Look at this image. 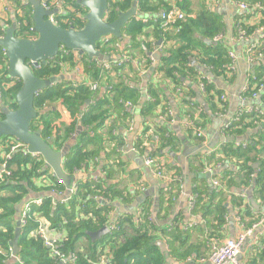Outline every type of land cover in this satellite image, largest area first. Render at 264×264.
Masks as SVG:
<instances>
[{"label":"trees","instance_id":"1","mask_svg":"<svg viewBox=\"0 0 264 264\" xmlns=\"http://www.w3.org/2000/svg\"><path fill=\"white\" fill-rule=\"evenodd\" d=\"M11 1L15 6L14 20L17 25L15 37L36 38L32 31L30 5L18 0ZM60 1L63 12L55 17L58 22L56 25L64 29L70 27L75 30L82 29L85 21L78 14L84 15L85 10L76 3V0ZM133 1L107 0L106 22H113L119 13L131 7ZM242 1L250 7L254 4L264 7V0ZM185 4L182 0L176 7L185 13ZM161 6L163 9L170 8L165 0H137L138 16L154 14ZM261 14L263 18L259 25H264V14ZM251 16V13H245L236 20L244 25ZM154 24L151 42L162 40L160 59L155 67L150 65V58L142 51L143 46L150 48V43H146L148 36L144 34L145 24L142 19L133 18L122 30V37L132 39L130 45L124 47L125 53L132 60L139 61L150 73L147 88L149 98L143 102L140 109L143 128L133 145L141 152L152 144L154 147L150 157L161 160L164 157L163 150L169 149L175 154L183 143L201 144L203 139L197 138L193 127L187 125L183 127V139H177L169 131L166 119L168 121L171 118L167 115L166 96L156 84L163 83L168 90L171 89V94L178 99L180 105H184L181 119L186 121L185 124L192 121L193 126H201L205 135L208 123L222 113L225 114L228 107L227 101L220 100L223 91L212 81L222 78L224 82L226 80L232 82L235 80V71L228 67L231 64L227 54L230 47L222 40L218 42L214 40L218 35H224L225 26L219 16L208 7L203 8L196 18L188 17L178 23L175 27L179 29L178 32L163 31L160 21ZM234 26L235 23L231 33L235 36ZM244 26L248 33H253L257 27V25ZM198 34L208 41L206 43L201 41ZM137 37H141L139 42ZM118 41L120 40L108 38L107 43L97 44V50L108 56L112 49L119 52L115 47ZM131 48L139 51L143 59H135ZM258 50L264 54V39ZM192 61L195 62L194 65ZM83 66L88 80L76 81V87L72 86L73 81H61L40 92L34 99L37 118L32 122L30 130H39L42 139L47 141L52 149L61 151L80 127L76 143L63 161V171L72 177L75 170L97 168L99 160L103 159L101 173L104 176L76 182L74 191L66 202H55L46 195L41 198L42 204L30 211L26 225L21 228L18 240V246L21 248L18 264H59L52 256V250L45 245L39 235L41 229L47 238L48 234L59 235L54 246L65 257L75 255L76 261L72 264H163V256L156 246L158 236L167 246L172 258L178 261L191 258L195 256L197 248L203 246L206 257L198 255L201 259L209 256L214 244L221 243L219 242L221 230L230 210L235 214L234 216L240 217L245 229L257 221L258 214L251 203L241 199L238 193L248 191L250 194L248 200L256 203L260 201L261 204L264 202V114L260 116L255 113L240 112L238 108L227 122L230 126L224 128L223 125L220 134L224 133L226 138L237 140L247 131L259 129L252 140H248L245 147L242 144L237 146L235 141L225 142L211 154L203 153L189 160L190 196L194 197V208L190 211L187 208V211L192 217L200 216L202 223L185 225L181 216L177 215L167 223L159 224L169 220L174 201L183 190V172L181 166L174 160L173 163L165 165L172 181L167 184L160 183L161 188L156 203L153 204L154 198L149 196L139 203L133 214L119 213L118 218L112 223L113 230L100 241L91 243L87 233L107 227L111 222L112 212L116 210L119 202L124 206H130L134 197L140 195L136 187L137 183L133 189L126 187L120 189L119 182L115 181L123 179L127 169V164L121 157V151L125 146L124 139L117 133L120 128L126 129L132 120V115L125 109L124 103L132 101L133 104L138 99L137 92L130 90L124 83L122 72L127 68L133 73V79H127L131 82L138 80L140 74L139 69H136L131 62L116 69L114 77L106 72L103 74L101 69L88 59L84 61ZM73 67L72 58L60 53L33 73L38 79L48 80L51 77L64 76V71L71 73ZM197 70L202 73L199 75L206 76L208 73L213 79L211 84L203 81L204 89L201 90L206 112L197 100L192 102L191 99L192 90L188 83H195L198 86L202 82L197 79ZM254 72L257 75L248 76L249 89L243 94L244 97L249 98L256 91V87L262 84L259 78L264 75V67L260 66ZM104 77L106 84H101L106 87V91L98 97L89 91L88 81H99ZM109 85L110 89L107 88ZM20 86V81L8 78L7 60L0 49V103L10 110H15L14 95ZM54 102L59 103L71 114L73 118L71 124L58 123L57 111L51 108L45 109L47 104ZM247 104L243 106L246 107ZM195 112L199 113L198 118H194ZM159 115H166L165 121H156ZM109 120L111 122L107 127ZM1 142L4 147L9 142V138H3ZM217 163L222 164L220 173L213 172L207 179L201 176L206 167ZM255 165L258 167L254 168ZM10 168L11 177L0 183V250L2 252L0 264H4L6 256L10 254L9 244L14 237L16 207L27 196L35 198L49 194L51 189L62 193L65 191V186L58 185L50 170L44 167L41 157L15 155L10 162ZM215 178L221 183V188L212 185V180ZM222 188H226L227 192ZM232 189L237 190L238 193H234ZM96 198L101 200L98 201ZM153 209L156 211L155 218L159 223L153 221ZM194 233L201 236L203 243H192ZM82 239L88 242V252L83 253L78 247V242ZM255 250L261 257L264 256V239L260 247H256Z\"/></svg>","mask_w":264,"mask_h":264},{"label":"crops","instance_id":"2","mask_svg":"<svg viewBox=\"0 0 264 264\" xmlns=\"http://www.w3.org/2000/svg\"><path fill=\"white\" fill-rule=\"evenodd\" d=\"M18 1L25 2L26 0H18ZM183 1H184V3H186L185 4V6H186L185 10L187 12V15H189L191 18H196L203 11V8L205 9L207 7L213 13H216L219 16L221 22L224 24L225 29H226L224 35L222 36V41H224L227 44V46L230 47V51H232L236 56L235 80H233L232 82H229V83H225L222 78L213 80L212 77L208 76V73L206 74L205 78H209V79L213 80L212 82L215 84V86L218 89L223 91V94L225 95V98H226L225 101L228 102L227 110H226L225 114L222 113L221 116L213 118L210 121V123H208L206 130H205L206 142L204 144H202V143L201 144L186 143L185 142V143H183V146H180L179 148L177 147L178 151L175 154H174V152H170L169 149L163 150L164 157H162L161 160H163L166 163V166L169 165L170 163H173L174 160L177 161L176 163H178V165L183 166V164L180 160V156H181V152L184 148V145L187 146L188 148H190V147H192V148L193 147H201L202 149H204L203 152L201 153V154H203V153H208L212 149L218 148L220 144L226 142V141H224V142L222 141V140H226V137H225V139H223L222 136L220 135V131H221V128L223 127V125L226 124V122L229 119H231V117L234 115L236 110L241 105V102H240V97L242 96L241 91H242V87L245 83L246 77L249 75L255 74L254 70H256V68H258L260 66L264 67V55L258 61L254 62L253 65L248 64L246 58H244V56H243V52L245 51V45L236 43L235 37L231 33V28L234 25L235 20L238 18V16L245 14L244 12H241V10L237 8V6L234 4L233 0H183ZM165 2L167 3L168 6L172 7V6H178L182 2V0H165ZM14 7L15 6H14L13 1H11V0H0V37L4 36L6 29L11 27L12 24L15 22V20H14L15 8ZM162 9H163V7L161 6L158 9V11L154 14H149V15L147 14V15H144L141 17L137 16L140 19L145 21V22H143V24H145L144 34H146L148 36V38L146 39V43H150V48H146L145 46H143L142 51L146 57L150 58V65L153 67H155V65L158 63V61L160 59V46L161 45L160 46L156 45L160 39L156 42H151L153 39L152 33L154 31L153 25H155L154 24L155 22L152 20L158 18L159 13ZM85 13H86V10H85ZM85 13H84V15H85ZM253 13H254V11L251 13L252 16H253ZM84 15L78 14V16L80 18H82L83 20H84ZM252 16H251L249 21H245V22H247L246 25H248L249 22L252 24L249 26L256 25V23L254 24L253 22H255L254 21L255 19L258 20V17L255 18L254 16L253 17ZM198 35L197 36L204 43H206V41H208V40L203 39V37L200 34H198ZM140 38L141 37H137L138 42L141 40ZM255 39H256V37L253 38V41ZM131 41H132L131 37H122V39L120 41H118L119 52H118V50H115V49H112L109 51L110 54L112 53V55L109 54L110 60L114 61V60L120 59L121 58L120 56L122 55V53H125L124 47L129 46ZM131 53L135 59H139V60L143 59L141 53L139 51H134L133 48H131ZM194 64H195V62L192 61V65H194ZM200 71L203 72V70H201V69H200ZM200 71L199 70L196 71V73L198 75L197 76L198 81H199V78L201 76L199 74H202ZM122 73H123L122 77L124 78V83L126 84V86L130 90L132 89V90H135L137 92L138 99L133 104H132V101L130 102L132 104V108H130L128 110L130 111L129 113H131V115H132V120H131L129 126L126 127V129L120 128L117 130V133L119 135H121L122 138L124 139L123 141H124L125 146L123 148V151H121V157L123 158V161L126 162L127 169L125 171V174H123V179H121V180L117 179L115 181L119 182L118 187L120 189H124L125 187L128 189L129 188L133 189L135 187L134 185L137 183L136 187L139 189L140 195L134 197L133 203L130 206H124V205H122L121 202H119V205L116 206V210H114V212H112L111 222L107 227H109L118 218L119 213H124V212L127 214L134 213L137 210V206H139V203H141L146 197L152 196L154 198L153 204H155L156 203L155 200L157 199L159 189L161 188L160 181L157 180L154 177L153 173L144 165V159L146 157L150 156V152L152 151V148L154 146L152 144H150L149 146H146L145 150L140 152V151H137L133 145V143L135 142L136 138L139 136V134L143 128V121H142V117L140 115V109H141L143 102L146 99L148 100V98H149V96H148L149 91L147 88H148V84L150 81V73L147 75H144L143 77H140L138 80L134 79L135 80L134 82L127 80L128 78L133 79V73H131L127 68H125ZM255 75H257V74H255ZM63 77L65 79L61 80V81H65V80L68 81L69 80V81H73V82H76V81L82 82V81L88 80V78H87L88 76L85 74L84 66L82 67V73L78 72V73L74 74L71 72L70 74H65ZM259 80L261 81V83H262L261 85H263V87L260 91H259L258 87H256V91L254 93L258 92V94L256 95L255 98L248 101L247 106L248 105L259 106L264 111V75L262 77H260ZM188 85L190 86V88L192 90V97H191V99L193 100L192 102H194L198 98L203 100V96L201 94L202 91L200 88V84L197 86V84H195V83H188ZM156 86L158 88L160 87L166 96L167 109H168L167 111H169V113H167V115L171 118L168 121L166 119V122H167L166 125H169V127H168L169 131L171 133H173L177 139H179V138L183 139V127H184L186 121L182 120L181 116H182V113L184 112V109H183L184 105H180V102L178 101V99L171 94V89L168 90L167 87L163 83L156 84ZM91 93L94 95L96 94V96H98V97H100L102 94L101 91L91 92ZM88 104H89V102H88ZM46 108L55 109L57 111L58 123H60L62 125H69L72 123L73 118H72L71 114L63 106H61L59 103H57V102L49 103L45 106V109ZM165 118H166V115H159L158 119L156 118V121L162 122V121H165ZM109 122H111V120L108 121L107 127H109ZM78 128H80V127H78ZM80 130H81V128L79 129V131ZM105 130H107V129H105ZM258 131H259V129H253V130L247 131L239 139H237V140L233 139V141H235V143L245 144L246 142H248V140H252V137L255 136ZM75 134H76V132H75ZM76 138H77V136H76ZM0 143L2 144L1 141H0ZM75 143H76V140H75ZM2 148L4 149V147H2ZM2 153L3 152L0 151V155ZM174 157H176V158H174ZM189 160H190V158H189ZM194 162H195V160H194ZM217 164H219V163H217ZM102 165H103V159H100L97 168H90L88 170H85V168H82L80 170H75L72 173L73 182L85 181L87 179H91L93 176H96V177L104 176L101 173ZM187 165L189 166V161H188ZM188 166L186 167V170H188V168H189ZM227 167L228 166H226V168ZM257 167H258V165H257ZM183 171L184 170L182 169V172ZM220 172H221V168H220V170L216 171V173H220ZM183 173H182V177H183ZM201 176L206 177V179H207L209 177V174L202 172ZM129 180H132V182H128ZM232 191L234 193H238L237 190L232 189ZM244 193L248 198H250L249 197L250 194H248L249 193L248 191H246ZM45 195L50 196L53 199V201H55V202L61 201L60 197H67L65 193H63L60 197H58L60 199L55 198V196H52L50 193L44 194V195H41L38 197L42 198ZM141 197H143L142 201L139 202V199ZM176 201H177V199L174 201V204H173L172 209L170 211L171 215L172 214L174 216L180 215L182 218V221L185 225L192 224V223L194 225H199L200 223H202L201 222L202 219L200 216L192 217L189 214V212L187 211V204L186 203L185 204H177ZM248 201H249V203H251V200H248ZM252 202L257 206V207H253L251 205L252 208L254 209V211L256 212V214H258L257 215V221L255 223L251 224L250 227H248L246 229L244 228L246 231H251V232L246 236V239H245L243 246L240 250L238 260L243 264H264V256L261 257L259 255V252H257V250H255L256 247H260L262 239H264V221L256 229L252 228L254 226V224H256L260 219L264 220V202L262 204L259 203L260 201L258 203L254 202V201H252ZM134 203L136 204V209L132 210L133 209L132 206ZM154 208H156L155 205H154ZM152 212H153V214H152L153 221L155 219L156 223H159L155 218V212L156 211L153 209ZM232 213L233 212L230 210L228 213V216L226 218L225 225L223 226V228L221 230V236L219 239V242H221V243L225 242L226 240H230V239L237 237V234L240 233V229L234 221V215L235 214L234 213L232 214ZM168 221H170V220H167V222ZM14 227L16 228V223H15ZM58 237H59V235L48 234V238H50L51 240H56V238H58ZM11 242L12 241H10V244H11ZM199 242H202L201 236H198L197 233H194L193 237H192V243L198 244ZM10 244H9L10 254L6 256V260H5L4 264H18L19 256L13 255L12 248H11ZM160 244L163 247V251H161V249L159 248ZM87 246H88V242L85 239H82V240H80V242H78V247L83 253L88 252ZM156 246L158 247V249L160 250V253L163 256V264H208V263H200L199 257H206L204 254L205 249L203 246H199L197 248L198 251L196 252L195 256H193L191 258L182 259L179 261L172 258L169 255V251H168L167 246L159 238V236L157 238ZM18 249H19V251L21 250V248L19 246H18ZM84 249L86 251H84ZM198 255H201V256L198 257Z\"/></svg>","mask_w":264,"mask_h":264},{"label":"water","instance_id":"3","mask_svg":"<svg viewBox=\"0 0 264 264\" xmlns=\"http://www.w3.org/2000/svg\"><path fill=\"white\" fill-rule=\"evenodd\" d=\"M27 3L32 8V31L36 35V38H16L17 25L15 22L11 27L6 29L4 36L0 37V49L4 52L7 60L8 78L10 80H18L21 83L20 88L14 95L15 110H10L0 103V115L2 116L0 119V141L3 138L13 139L25 145L29 153L40 155L43 159L44 167L50 170L55 178L60 180L65 187L69 188L71 182H73V178L64 173L62 165L69 150L75 144L80 128H78L76 134L65 144L61 151L52 149L50 144L42 139L39 130H30L32 122L37 118V112L34 109V94L44 91L65 78L61 76L51 77L48 80L38 79L28 66V62L45 64L48 60L59 55L61 47H64L67 51L77 52L87 59H96L100 62L110 61V57L100 53L96 46L108 38L122 39V30L133 18L135 19L138 16L137 1L135 0L127 11L119 13L113 22L108 23L105 18L108 10L107 0H76V3L86 10L84 15L85 25L80 30H75L72 27L64 29L55 25L50 20V17L58 16V10H45L41 5V0H27ZM161 43L162 40L160 39L156 45L160 46ZM208 76L211 77L210 74ZM197 101L206 112L207 108L203 100L198 98ZM222 141L231 142L233 139L229 137ZM203 150L201 147L188 148L184 145L180 160L185 167L181 166L185 171H183L185 181L182 193L177 198V204H187L190 195V174L186 170L189 158L200 155ZM256 167L257 165L254 166V168ZM65 194L66 196L68 195V193ZM143 197L139 199V202L142 201ZM64 198L66 197H62L61 200ZM29 199H37V197L32 198L27 196L15 209L16 228L10 244L14 256L19 254L18 240L21 232L19 222L20 209ZM251 205L257 207L253 202H251ZM132 208V210L136 209L135 203ZM173 216L172 214L169 220ZM154 222H156L155 219ZM165 223L167 221L159 224L163 225ZM108 234L109 230L107 227H103L98 231L87 233V236L89 241L94 243L100 241ZM159 248L163 251L161 244Z\"/></svg>","mask_w":264,"mask_h":264},{"label":"built area","instance_id":"4","mask_svg":"<svg viewBox=\"0 0 264 264\" xmlns=\"http://www.w3.org/2000/svg\"><path fill=\"white\" fill-rule=\"evenodd\" d=\"M233 2L237 6V8L241 10V12L252 13L254 10L253 16L255 18L258 17V20L255 19L254 20L255 22H253L254 24L256 23V25H257V27L253 33H250V32L248 33V30L245 29L244 25H246L247 22H244V25H241L240 23L237 22V20H235V26H234L235 27V36H234L235 41H236V43L245 45V51L243 52V56H244V58H246L248 64L253 65L254 62L258 61L264 55L258 50V48L260 47V45L262 43V40L264 39V25H259V22L263 18L262 17L263 15L261 13L264 14V7H261L259 4H254L252 7H250L247 4H245L242 0H233ZM25 3H27V0L25 1ZM41 5L45 10H48V11L58 10L59 15L62 14V12H63V7H62V3L60 0H54V1L41 0ZM55 17L56 16L50 17V20L56 25V24H58V22L56 21ZM188 17H190V16L185 14L182 10H180L176 6H172L168 9L161 10L158 18L153 19L152 21H154V22L160 21V25H161V28L163 29V31H176V32H178L179 29L175 28V27L178 25V23L183 22ZM142 21L145 22L144 20H142ZM248 25H252V24L249 22ZM222 36L223 35L220 34L217 37H215L214 38L215 42L221 41ZM254 37H256V39L253 41ZM33 39H35V38H33ZM103 42H104V44L107 43V39L104 40ZM115 47L118 49V47H119L118 43L115 45ZM60 53L62 55H68L72 58V61L74 63L72 73H74V74H76L78 72L82 73L83 63L87 59L85 56L80 55L77 52L67 51L64 47L60 48L59 54ZM227 54H228V57H229L230 63H231L230 66H228V67L231 68L233 71H235L236 56L230 50L227 52ZM120 57L121 58L118 60H114V61L110 60L108 62H100L96 59H88V60L93 62L96 67L100 68L101 72H103V74L106 72V73L110 74V76H112V77L115 76V74H116L115 70L116 69L122 68L124 64L129 63V62H131L136 69H139L140 77H143L144 75L149 74L148 70L144 66H142L139 61L132 60L131 57L128 56L126 53H122V55ZM41 65H43V64H41V63L35 64L34 62H28V66L30 67V69L32 71L39 69L41 67ZM60 66H62V64H60ZM64 72H65V74H70V73H66V71H64ZM252 75H254V74H252ZM105 78L106 77H104L103 79H101L99 81H95V80L88 81L89 91L90 92L101 91L102 93H104L106 91L105 90L106 87L101 83H105V81H106V80H104ZM199 80L202 81L200 83L201 90L204 89V82L203 81H205L207 84H211V81H212L209 78H205V76H203V75L200 76ZM229 82H231V81L226 80L225 83H229ZM72 86L76 87L77 84L74 82V83H72ZM262 87H263V85L258 86L259 91L262 89ZM107 88L110 89V85L107 86ZM248 89H249V77L247 76L245 83L242 87V91H241L242 96L240 97L241 105L239 106V111L240 112L245 111L246 113H255L257 115L262 116L264 114V111L259 106H255V105H248L246 107L243 106V105L247 104L250 99L255 98L257 93H258V92L257 93L253 92L249 98L244 97L243 94ZM177 91L179 92L180 89H178ZM39 94H40V92H36L34 94V99H36L39 96ZM220 100L221 101L226 100L224 94H222L220 96ZM124 107H125V109L128 110V109L132 108V104L129 101L125 102ZM195 110H197V109H195ZM168 113H169V111H168ZM198 116H199V113L195 112L194 118H198ZM219 116H221V115H219ZM227 122H226V124H224V128H227L230 126V123H227ZM186 125L188 127L189 126L193 127L195 136L197 138L203 139L202 144H204L206 142V136L204 135V131H203V128L201 126H193L192 121H188L185 124V127H186ZM220 135L222 136L223 139H225L226 135L224 133H222ZM156 139L157 138H155V140ZM236 145L239 146L241 144L236 143ZM242 146L245 147V144H242ZM216 149H212L208 153L211 154ZM18 154H21L23 156L30 155L33 158L41 157L38 154L29 153L27 151V147L25 145H23L22 143L15 141V140H11V141L9 140L7 145L4 146L3 153L0 155V183L5 182V180L7 178L11 177L12 170L10 168V162L12 161L13 157L15 155H18ZM144 165L153 173L154 177L157 180H159L161 184H167V183L172 181L170 178V174H168L166 172V169H165L166 163L164 161L148 156L144 159ZM221 166H222L221 163L216 164V165L211 166V167L208 166L205 169V173L211 175L213 172L220 170ZM54 178H55V176H54ZM92 178H97V177L93 176ZM55 179H56L58 185L65 186L60 180H58L57 178H55ZM75 183L76 182H72L69 188L65 187L64 193H68V195L66 198H64L60 202H66L69 199L68 198L69 195L72 194V192L74 191ZM212 185L215 187L221 188V183L219 182V180L217 178L212 180ZM222 189L225 192H227L226 188H222ZM50 194L52 196H55V197H60L63 193L56 191L54 189H51ZM238 195L241 199H243L245 202L248 203V198L244 192L238 193ZM60 198H62V197H60ZM0 199H1V193H0ZM96 200L99 201V200H101V198H96ZM41 204H42L41 198L29 199L26 203L23 204V206L20 209V216H19V222H20L21 228L26 225V221L29 218L28 215H29L30 211L34 207H39ZM187 208L189 211L194 208V197L193 196L189 195L188 201H187ZM234 221L240 229V233L237 234V237L230 239V240H226L225 242L220 243V244H214L212 246V250H211L209 256L207 258L200 259V263L243 264L238 260V257H239L240 250L243 246V243L246 239V236L251 231H246L244 229L242 221H241L239 216H234ZM263 221L264 220L260 219L256 224H254V226L252 228L256 229L259 225H261L263 223ZM113 228H114V224H111L109 227H107L109 232L111 230H113ZM39 235L43 238L45 245L48 246L52 250V256L55 259H57L59 263H61V264H72L76 261L75 255L65 257L59 251H57L55 246H54L55 240H49L47 238V236L44 234L42 229L39 232ZM1 253L2 252L0 250V254ZM101 264H104V263H101Z\"/></svg>","mask_w":264,"mask_h":264},{"label":"rangeland","instance_id":"5","mask_svg":"<svg viewBox=\"0 0 264 264\" xmlns=\"http://www.w3.org/2000/svg\"><path fill=\"white\" fill-rule=\"evenodd\" d=\"M10 141L13 140V139H9ZM3 147V144L0 143V151L3 152L4 149L2 148ZM52 173V172H51Z\"/></svg>","mask_w":264,"mask_h":264}]
</instances>
